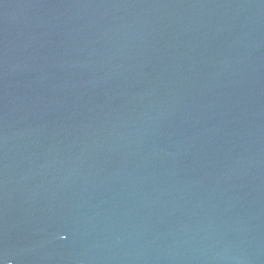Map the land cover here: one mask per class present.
<instances>
[{"label": "water", "instance_id": "1", "mask_svg": "<svg viewBox=\"0 0 264 264\" xmlns=\"http://www.w3.org/2000/svg\"><path fill=\"white\" fill-rule=\"evenodd\" d=\"M0 264H264V0H0Z\"/></svg>", "mask_w": 264, "mask_h": 264}]
</instances>
